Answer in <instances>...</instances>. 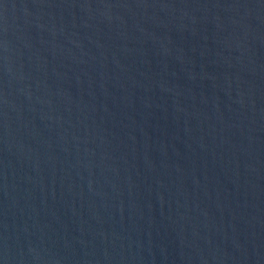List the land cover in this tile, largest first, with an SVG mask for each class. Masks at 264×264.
<instances>
[{
	"label": "water",
	"instance_id": "obj_1",
	"mask_svg": "<svg viewBox=\"0 0 264 264\" xmlns=\"http://www.w3.org/2000/svg\"><path fill=\"white\" fill-rule=\"evenodd\" d=\"M0 264H264V0H0Z\"/></svg>",
	"mask_w": 264,
	"mask_h": 264
}]
</instances>
